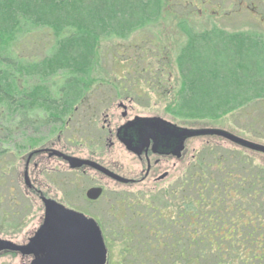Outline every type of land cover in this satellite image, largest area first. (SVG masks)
<instances>
[{"label":"rangeland","instance_id":"1","mask_svg":"<svg viewBox=\"0 0 264 264\" xmlns=\"http://www.w3.org/2000/svg\"><path fill=\"white\" fill-rule=\"evenodd\" d=\"M133 1L0 0V58L11 63L0 61V88L4 96L12 98L10 102L0 94V165L3 152L11 163L17 150L22 154L28 146L37 147L54 128H43L40 136L33 138L29 129L19 126L23 113L36 119L43 116L42 112H49L65 119L73 103L82 110L80 106L86 101L78 104L74 99L85 83L74 87L78 76L72 72V64L84 73L97 51L96 66L88 70L85 82L87 86L114 85V92L110 87L100 88L110 101L115 100L118 85H132L124 65H131L135 59L137 68L133 72L149 74L148 86H142L134 104L137 114L160 116L185 128H218L264 145L263 139L253 137L264 135V0H151L149 8L157 9L159 16L140 29L137 19L132 20L137 6ZM69 16L71 21L65 19ZM16 19L21 25H15ZM16 30V38L9 44V36ZM55 34L62 37L58 39ZM138 83L143 85V81ZM93 86L84 99L101 98ZM62 87L67 92L62 95L61 105L49 108L43 99H50L55 90L53 98L58 100ZM191 103L192 108L188 107ZM234 109L233 115L227 114ZM69 134H63L64 143ZM212 144L240 150L211 138L195 139L189 150L195 154ZM243 152L256 164L264 165V155ZM120 166L133 164L121 154ZM66 175L62 173L60 178L64 180ZM76 186L78 193H84L88 182L81 179ZM113 189L107 188L102 199L91 207H85L79 194L67 200L66 189L61 196L71 207L88 208V214L96 217L108 242L110 264H118L120 237L114 221L120 219V229L126 216L109 207ZM157 189L129 187L120 189L119 196L142 206L159 192ZM1 210H8L5 203ZM14 211L15 221L0 222V237L20 242L27 236L24 226H30L38 211L34 209L32 218L26 203H18Z\"/></svg>","mask_w":264,"mask_h":264},{"label":"flooded vegetation","instance_id":"2","mask_svg":"<svg viewBox=\"0 0 264 264\" xmlns=\"http://www.w3.org/2000/svg\"><path fill=\"white\" fill-rule=\"evenodd\" d=\"M92 86L84 85L82 88L83 99L78 102L86 101L80 106L82 110L79 111L75 106L65 119L53 114L48 126L38 125L39 119L36 118L32 126L26 127L23 116H20L19 126L29 129L33 138L39 137L43 128H54L48 131V137L37 147L28 146L22 154L17 150L11 163L8 154L3 152L0 165V222L17 219L14 209L18 203H26L32 218L35 216V208L38 212L30 226H24L23 232L27 236L22 241L0 237V264H86L84 258L79 262L71 255V245L64 240L58 241L57 220L61 215L55 212L54 207L80 218L81 222L77 225L81 228L88 227L85 223L87 220L94 223L107 251L105 264H110L112 257L110 260L108 242L103 237L101 223L88 214V208L78 209L68 205L61 196L65 194L63 189L68 192L65 195L67 200L79 194L85 207H91L102 199L107 188H114V197L109 207L112 212L120 211L122 201L126 200L120 199V189L140 185L157 189L159 186L156 192L160 193L164 183L172 178L165 187L173 186L194 161L198 151L193 154L189 149L195 139L220 140L209 135L185 138V130L196 129L185 128L160 116L137 114L134 104L141 93L138 95L133 91L142 92L148 84L118 85L120 91H115L113 101L100 88L110 87L114 92V85H94V92L101 98L84 99ZM73 118L76 120L72 126ZM67 132L70 134L64 143L63 134L67 136ZM206 146L219 147L216 144ZM121 154L131 160L133 166H120ZM187 161L190 162L185 167ZM62 173L67 174L64 180L60 178ZM81 179L88 182L84 193H78L76 186ZM91 189L100 191L95 200L86 197L87 191ZM3 203L7 206L6 212L1 210ZM112 218L115 219V215L112 214ZM119 221L117 218L114 221L118 234Z\"/></svg>","mask_w":264,"mask_h":264},{"label":"trees","instance_id":"3","mask_svg":"<svg viewBox=\"0 0 264 264\" xmlns=\"http://www.w3.org/2000/svg\"><path fill=\"white\" fill-rule=\"evenodd\" d=\"M150 1L132 2L137 4L132 20L137 19L139 29L149 26L159 16L157 9L150 10ZM65 19L71 21L70 16ZM18 24L21 22L16 19L15 25ZM17 32L9 36V44ZM55 35L58 39L62 37ZM95 48L98 50L97 45ZM97 57L98 51L84 73L72 64L71 70L78 76L74 87L87 85L88 70L96 66ZM0 61L11 65L7 59ZM134 61L124 65L125 74L130 77L128 81L132 85L143 81L146 85L149 74L133 72L137 68ZM89 80L92 83L93 79ZM59 92L58 100L53 98L55 90L50 99H43L49 108L61 105L67 88L62 87ZM81 93L82 90L74 100L79 102ZM0 94L12 102V98L2 94L1 88ZM74 106L73 103L68 109L69 115ZM188 107L192 108V103ZM234 111L227 114L231 116ZM42 114L37 124L48 126L53 114ZM27 115V112L22 114L24 124L32 126L34 118L31 120ZM253 137L264 140V135ZM120 211L126 216L119 229L120 264H264V165L256 164L242 152L204 146L173 186L155 194L142 206L138 201L124 200Z\"/></svg>","mask_w":264,"mask_h":264},{"label":"water","instance_id":"4","mask_svg":"<svg viewBox=\"0 0 264 264\" xmlns=\"http://www.w3.org/2000/svg\"><path fill=\"white\" fill-rule=\"evenodd\" d=\"M198 135L215 136L240 149L264 155V145L249 142L223 130L205 129L198 131L185 130L183 132V137L185 138ZM99 195L100 191L94 189H91L86 193V197L89 200H95ZM53 209H55L56 213H60L61 215L60 219L57 220L58 241L62 242L64 240L68 245H71L73 248V250H70L71 255L79 262L84 258L86 264H103L105 262V250L94 223L87 220L85 223L88 224V227L81 228L77 225L81 222L80 218L62 209H57L55 207Z\"/></svg>","mask_w":264,"mask_h":264}]
</instances>
